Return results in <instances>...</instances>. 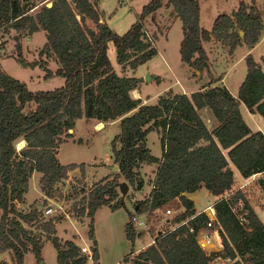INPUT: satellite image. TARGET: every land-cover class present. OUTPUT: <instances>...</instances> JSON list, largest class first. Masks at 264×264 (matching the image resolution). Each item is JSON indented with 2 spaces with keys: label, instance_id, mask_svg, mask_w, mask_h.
I'll list each match as a JSON object with an SVG mask.
<instances>
[{
  "label": "trees",
  "instance_id": "obj_1",
  "mask_svg": "<svg viewBox=\"0 0 264 264\" xmlns=\"http://www.w3.org/2000/svg\"><path fill=\"white\" fill-rule=\"evenodd\" d=\"M167 1L182 21L180 58L191 66L192 74L207 71L210 78L203 85L217 79L212 75L204 41L214 36L232 51L242 41L253 45L264 28L256 0H238L230 12H218L210 28L200 23L199 0ZM161 5L162 0H149L129 27L119 33L100 19L96 0H0V25L17 30V57H22L20 31L44 29L46 39L39 53L53 55L57 65L50 67L47 58L41 56L31 63L44 69L43 77L64 76V83L57 88L31 90L0 63V251L8 250L11 259L1 260L0 264H23L28 250L37 262L41 261L43 236L56 248L58 264H84L88 258L79 253L73 240L62 241L55 234V222L62 215H44L37 203L25 211L17 206L16 201L24 200L34 170L40 172L39 185L46 196L80 194L77 214L90 218L87 233L93 242L92 259L97 260L94 213L102 204L111 208L124 205L118 178L122 176L134 184L141 162H154L157 167L150 197L137 202L136 212L182 205L184 208L172 217V222L194 216L157 236L154 244L139 249L131 257L132 264H211L218 252H206L195 233L206 224L207 216L203 212L195 214L193 200L184 194L201 186L218 196L214 207L221 226L223 255L234 259L229 264H264V220L242 188L232 189L235 175L229 164L243 177L264 173V133L252 130L240 110L243 102L264 118L262 63L251 52L245 54L247 70L237 96L225 85L214 84L189 95L169 89L155 103L134 97L131 90L140 77L116 71L107 53V42L113 41L118 62L133 57L129 64L135 67L145 61L157 52V44L143 38V18ZM261 61L264 64V55ZM25 104L33 107L24 111ZM205 105L218 120L213 130L207 128L198 112ZM83 116L99 123L120 118L119 131L110 143L118 171L112 178L105 176L93 183L86 192L80 193L82 187L76 185L73 191H63L57 182L75 167H80L84 175V162L63 164L57 149L72 136L68 129L74 127L75 120ZM154 129L160 130V156L152 154L146 144L148 132ZM200 140L206 143L199 144ZM21 141L26 144L16 149L15 142ZM238 201L242 202L243 220L235 211ZM132 215L129 211L124 225L131 241L138 233ZM133 251L132 248L129 253Z\"/></svg>",
  "mask_w": 264,
  "mask_h": 264
},
{
  "label": "rangeland",
  "instance_id": "obj_2",
  "mask_svg": "<svg viewBox=\"0 0 264 264\" xmlns=\"http://www.w3.org/2000/svg\"><path fill=\"white\" fill-rule=\"evenodd\" d=\"M149 0H100V7L103 9V15L105 20L110 26H112L117 32L122 33L125 31L129 25L138 17L143 5H145ZM250 1V0H248ZM163 6L161 5L157 9L151 11L146 15V19L149 22V27L146 28L152 33L159 44V48L163 49L169 56L172 69L176 71H183V64H180V56L178 53V39L182 35V25L181 18L176 15L173 5L167 0H162ZM238 0H199L200 4V23L208 27L211 25L213 17L218 12H230L232 8L236 7ZM258 8L260 10L262 20L264 22V0H256ZM153 15L152 19L148 17ZM144 25L145 20L143 18ZM165 28L167 29L165 31ZM17 30L14 27H9L8 25H0V63L2 67L8 71L11 75L24 80L28 88L31 90H49L57 88L64 83V76L59 74H54L49 77H43L44 69L38 64H32L31 61L35 58L46 57L48 60V65L52 68L56 67L57 63L53 55H40L39 50L46 39V33L44 29H38L35 31H29L27 29H22L20 31V41L22 57H17V52L15 48L16 39L14 34ZM216 38V37H215ZM218 39V38H217ZM220 40V39H218ZM223 43L222 40H220ZM108 45V42H107ZM224 48L221 49L222 53H226L228 50V45H222ZM248 46L246 41L238 43L233 49V55H240V53ZM211 49V45H210ZM212 51V50H211ZM107 53L109 58L112 60L113 64L117 66V71H123L129 69V60L133 57L128 58L124 63L118 64L116 59V47L112 40H109V47L107 48ZM264 53V37L261 42L256 46L255 50L252 52L254 56L259 58ZM179 60V61H178ZM151 66L155 71H159L163 74L165 79L172 77L170 70L163 62L159 55L154 56L151 61ZM243 65H245V59L243 60ZM129 65V66H127ZM239 65V64H238ZM191 69V68H190ZM241 69L239 67L234 68L231 76L239 77ZM141 78L144 79L142 76ZM151 78V74L147 76V79ZM165 79L163 82L158 84L154 81L148 85L146 91L153 92L166 83ZM134 90V88H133ZM131 90L133 95L134 91ZM137 96L139 93L136 91ZM142 100V99H141ZM33 107L32 104H25L24 111H28ZM97 121L89 120L87 118H81L77 121L76 127L71 131L72 136L67 137L64 143H62L60 150L58 151V157L61 161L70 162H84L85 168L89 172L86 173L88 179L85 180L86 175L81 174V169L79 173L70 172L67 176L57 182L61 188L65 190L73 191V186L82 187L80 193L86 192L92 187L93 183L97 182L103 176H112L113 173L118 171L113 169V165L117 163L114 162L112 151H111V139L117 133L119 125L116 121L105 123L103 127L99 129ZM150 131L147 136V141L152 148V151L156 154L160 153L162 149V144L160 140V130ZM65 136V133L62 134ZM21 143L15 142V148H21ZM88 162V163H86ZM104 167V168H102ZM104 171V172H103ZM153 169L150 167L144 168V174H146V183L143 187H139L140 176L136 177L135 183H129L124 177H119L118 181H125L128 184V190L126 194L122 195L124 205H119L115 208H108L107 206L102 207L96 216V228L98 236L100 238L99 246V256L100 262L90 261L87 264H132V254H128L132 249H136L142 246L149 240V236L146 232L142 231L140 235H136L134 240L131 241L127 239L124 231V225L129 217V211L135 212L137 207V202L139 200L145 199L147 191L149 189V181L151 179ZM141 170H138L137 173ZM105 173V174H104ZM104 174V175H102ZM144 179V178H143ZM29 180L31 181L30 189L28 191V198L35 196V191L32 188V182L36 180V175H30ZM242 188L246 199L254 207L255 211L258 213L260 218L264 220V173L250 175L248 177H237L235 176L232 189ZM84 190V191H83ZM67 193V192H66ZM226 195V194H225ZM195 198V203L197 207H202L207 203L214 202L218 196H213L208 192L205 187L197 189L193 194ZM80 194L77 196L59 195L58 198L61 200L62 207L66 210L67 216L62 215V219L57 224V234L62 236L59 237L62 241L64 239H71V237L78 238L82 241L83 237H89L88 233V223L90 218L86 215H78L77 208L78 199ZM37 204L46 205L50 203V200L46 199L44 196H35L33 201ZM242 202L238 201L236 203V213L239 219L243 220V209L241 208ZM167 208L170 212L166 211V208L155 209L150 211L148 214V223L151 225V233L156 234V231L161 229L166 230L170 227L172 223V217L184 207L180 205L175 208L174 205H169ZM196 211V209H195ZM136 215L140 213L135 212ZM168 218V219H167ZM62 220V221H61ZM170 221V222H168ZM82 233L81 238L76 234L78 229ZM76 232V233H74ZM87 242L91 245L92 239H88ZM76 243V242H75ZM205 247L208 253L218 252L214 254L211 264H229L227 256L223 255V245L214 240V244L205 243ZM91 248V247H90ZM79 253L80 248H79ZM2 252L0 251V259L2 257ZM128 254V255H127ZM127 255V256H126ZM124 256H126L124 258ZM89 258V257H88ZM87 258V259H88ZM24 264H58L56 260L55 248L51 240H47L42 249V260L37 262L34 253L32 251H27L24 256Z\"/></svg>",
  "mask_w": 264,
  "mask_h": 264
},
{
  "label": "crops",
  "instance_id": "obj_3",
  "mask_svg": "<svg viewBox=\"0 0 264 264\" xmlns=\"http://www.w3.org/2000/svg\"><path fill=\"white\" fill-rule=\"evenodd\" d=\"M96 2H97V6L101 10L100 19H105L104 15H103V9H101L100 4H99L100 0H96ZM163 5L164 4L162 3V6ZM145 17H144V20H145V23H146L145 26L147 25L149 27V22H148V20ZM148 17H150L152 19L153 15H149ZM214 17H213V19H214ZM212 22H213V20H212ZM181 24H182V21H181ZM211 25H212V23H211ZM211 25H209L207 28H210ZM166 30L167 29L165 28V31ZM181 37H182V35L178 39V53H179V56H180L179 44H180ZM263 37H264V28L262 30V33H261L259 39L253 45L248 44V46L240 53V55H237V56L233 55L232 52H229V51H226L225 54L222 53L221 49L224 48L222 46L223 43H221V41L218 40L217 38H215L214 36H212L210 39L204 41V46L206 47V50H207L209 58H210V68H211L212 75L217 78L215 81L211 82L210 84H204L203 85V83L206 82L210 78V76L208 75L206 70H203L201 73H198V74H192L191 73V71H192L191 66L189 64H187L186 62H184L181 58H180V61L179 60L178 61H179L180 64H183L184 70L183 71L173 70L172 69V65L170 63V59H169L168 54L166 52H164L163 49L159 48V44L157 42L158 38L156 39V44H157V52L156 53H154L152 56H150L145 61L139 63L137 66H135L133 68L130 67L129 69H125L123 71H117V70L116 71L118 73H121V74H128V75L133 74V75H136V76L140 77V79L137 81L136 85L134 86V89H135L134 92L136 94V91H137L139 93V96H137V94H136V96L140 97L142 99V101L146 102V103H155L157 101L158 96L164 94L169 89H172V91H174V92H182V93H185V94L189 95L191 92H193L195 90L205 89V88H208L209 85H214V84L225 85L226 88L234 96H237L239 85H240L242 79L244 78L246 70H247L246 61H245V65L242 64L243 60L245 59V54L247 52H251L252 53L255 50L256 46L261 42ZM109 40H111V39H109ZM109 40H108L107 48L109 47ZM210 45H211V49H210ZM224 50H226V49L224 48ZM156 55H159L161 57L163 62L166 64V66L170 70L171 74H173L172 77H169L168 79H165L162 73H160L159 71H155L154 68L151 66L150 63H151L152 59L154 58V56H156ZM262 55H264V53ZM261 56L259 58L254 56V58H255V60L260 61L262 63V67L264 69V64L261 61ZM111 63L113 64L112 60H111ZM118 64L122 65L121 62H118ZM113 66H114L115 69H117V66L115 64H113ZM127 66H129V65H127ZM236 67H239L241 69V73H240L239 77L235 78L234 76H231V73L234 70V68H236ZM150 74H151V78L147 79V76L150 75ZM142 76L144 77V79L141 78ZM163 79H165V81H166L165 84H163L161 86H158V88L156 90H154L153 92L146 91V89L148 88V85L150 83H153L155 81L158 84L159 82H163L164 81ZM240 110H241V113L243 115V118L249 124V126L251 127L252 130H261L264 133V118L262 117V115L259 112L250 111L248 109V107L243 102L240 103ZM198 112H199L202 120L204 121V123L206 124V126H207V128L209 130H213L218 125V120L216 119L215 115L213 114L211 108L208 105L200 107L198 109ZM83 117H79V118H77L75 120L74 127H76L77 121L79 119L83 118ZM119 119L120 118H116V119L108 120V121H103V123L104 122L108 123V122L116 121L118 123V125H119ZM89 120H92V123H93V121L94 122L97 121V119H95V118H89ZM97 122L99 123V121H97ZM73 128H72V130H73ZM118 131H119V128H118ZM150 131H156V130L154 129V130H150ZM69 132H71V131H69ZM147 136H148V134H147ZM147 136H146V144L149 147L151 153L156 155V156H160L162 154V149H161L160 153H158V154L154 153L152 151L151 146L149 145V143L147 141ZM65 141H68V140H65ZM64 142H62V143H64ZM20 143L22 144V147H23L26 144V141H21ZM62 143L60 144V146L57 149V156H58V151L60 150V147H61ZM204 143H206L205 140H200L199 141V144H204ZM112 156H113V154H112ZM58 159H59V157H58ZM60 162L63 163V164H69V163H73V162L74 163H80V162H77V161L64 162V161H61V160H60ZM86 163H88V162H86ZM229 164H230L235 176H237V177L242 176L240 174L239 170L231 162ZM84 166H85V163H84ZM146 167H150L154 171H153L151 179L149 181V184H148L149 185V189L147 191V195H146L145 198H147L148 194L152 190V184H153V179H154L157 163H154V162H152V163L141 162L139 164L138 170H141V173L138 172L136 174L137 177L140 176L142 178V179H139V181L141 182V185L139 187H143V185L146 183V180H145L146 174H144V168H146ZM102 168H104V167H102ZM79 169H80V167H75L73 169H70V170H68L67 174L70 173V172H74V173L78 172L79 173ZM88 172H89L88 169H84V175H86L85 176V180L88 179V176L86 174ZM262 173L263 172H257V173H254L252 175L262 174ZM32 174L34 175V177L36 175V180H34V182H32V188L35 191V196H44L46 198V195L42 192V190L40 189V185H39L40 172L34 170L32 172ZM75 174H77V173H75ZM104 174H102V175H104ZM105 176H103V177H105ZM30 185H31V181L29 180L28 181L27 190L24 192V200L22 202L16 201L17 206L20 207L21 209H23L24 211L25 210H29L31 208V206L34 204L33 201L35 199V196L34 197L32 196L31 199L28 198L29 197L28 196V191L30 189ZM201 187H204V186H201ZM195 191H197V190H195ZM195 191H193V192H184V194L187 197H189V198H191L193 200L194 208L196 209V211H198L202 207L206 206L207 204L212 203V202H210V203H207L206 205H204L202 207H197L196 203H195V198L193 196ZM208 192H209V190H208ZM210 194L214 198L215 195H213L212 193H210ZM105 206L110 208L107 204H102L101 206H99L96 209V211L94 213V216H93L94 238H95V241H96V247L98 249V259L97 260H93V261H95L97 263L100 262V256H99L100 238L98 236V232H97V228H96V216H97L99 210L102 207H105ZM132 214H133L134 217L136 216L135 212H132ZM59 222L60 221L55 222V228H56L55 234L57 236H59V237H62V236L57 234V224ZM75 228L78 229L76 226H75ZM138 232H139V230H138ZM137 235H140V234L137 233ZM71 238H74L77 243L81 242L78 238H75V237H71ZM215 239L218 242H220V236L217 237V238H214V240ZM47 240H49V239L46 236H43L42 247H41V256H42V249H43L44 244H45V242ZM145 244L146 243H144L142 246L134 249V251L130 252V253L132 255H134L139 249L145 247ZM1 252L3 254H2V257H1L0 261L1 260H7V261L11 262L9 251L8 250H4V251H1ZM26 253H27V251L25 252V254ZM55 253L57 255L56 248H55ZM25 254H24V256H25ZM90 261H92V259L88 258L84 264H87ZM23 264H24V257H23Z\"/></svg>",
  "mask_w": 264,
  "mask_h": 264
},
{
  "label": "built area",
  "instance_id": "obj_4",
  "mask_svg": "<svg viewBox=\"0 0 264 264\" xmlns=\"http://www.w3.org/2000/svg\"><path fill=\"white\" fill-rule=\"evenodd\" d=\"M143 38L145 40H149L151 43H156L155 39H153L152 33L146 28L143 33ZM133 90V89H132ZM135 90V89H134ZM133 90V91H134ZM134 97H137L135 92L133 93ZM95 129H99L103 127V125L99 128H96V125L94 126ZM154 187V184H152V188ZM63 191L65 189L62 188ZM151 193V192H150ZM150 193L148 194L147 198L150 197ZM58 198V196H46V199L50 200V203L46 205L39 204V208L42 210L44 215L55 217V216H61V215H68L66 210L62 207V202ZM235 209V208H234ZM236 210V209H235ZM167 212H170V209H166ZM136 212V211H135ZM149 210H145L144 212L140 213L139 215H136L135 217L132 215V222L137 230H139V234H141L142 231L146 232L149 236V240L146 242V245L154 244L156 241L157 236L160 237L164 235L165 233L172 231L179 227L181 224L187 223V221L194 215L187 217L186 219H183L178 222H172L173 224L168 227V229L160 231H156V234L151 233L152 227L148 223V214ZM205 213L207 216L206 224L196 230V240L199 243V245L207 252L205 243L214 244V238L219 237V228L221 227L218 224L216 211L214 207V202L207 204L206 206L202 207L198 211L195 212V214L198 213ZM242 220V219H240ZM170 222V221H168ZM190 230L192 231L193 228L190 227ZM76 233V232H75ZM79 238L83 237L81 232L78 230L76 233ZM90 239L89 237H83L82 241L77 243L75 239L73 238L74 243L76 242V245L78 248H80V252L82 254H86L89 258L92 259V250L91 245L87 242V240ZM227 260L229 262H232L234 259H232L230 256H227Z\"/></svg>",
  "mask_w": 264,
  "mask_h": 264
},
{
  "label": "water",
  "instance_id": "obj_5",
  "mask_svg": "<svg viewBox=\"0 0 264 264\" xmlns=\"http://www.w3.org/2000/svg\"><path fill=\"white\" fill-rule=\"evenodd\" d=\"M48 4H50V1L47 2ZM147 76V75H146ZM69 131H72V128H69L68 129ZM113 169L116 170L117 169V165L114 164L113 165ZM119 189H120V192L122 193V195L126 194L127 190H128V184L125 182V181H121L119 183Z\"/></svg>",
  "mask_w": 264,
  "mask_h": 264
},
{
  "label": "bare ground",
  "instance_id": "obj_6",
  "mask_svg": "<svg viewBox=\"0 0 264 264\" xmlns=\"http://www.w3.org/2000/svg\"><path fill=\"white\" fill-rule=\"evenodd\" d=\"M102 125H104V123L100 122V124L98 125V128L101 127ZM21 146H22V144H21Z\"/></svg>",
  "mask_w": 264,
  "mask_h": 264
}]
</instances>
